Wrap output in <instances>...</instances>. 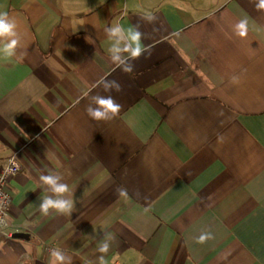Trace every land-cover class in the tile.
Here are the masks:
<instances>
[{
  "label": "crops",
  "instance_id": "obj_1",
  "mask_svg": "<svg viewBox=\"0 0 264 264\" xmlns=\"http://www.w3.org/2000/svg\"><path fill=\"white\" fill-rule=\"evenodd\" d=\"M0 11L20 37L0 60V162L15 154L21 167L0 264H49L53 248L90 264L107 233L108 264H264V11L254 0H0ZM245 17L241 38L233 28ZM115 24L137 26L151 48L131 73L109 58L104 30ZM101 77L121 90L96 87ZM97 94L121 105L114 119L87 115ZM50 171L71 189V216L39 212ZM205 231L212 239L198 243Z\"/></svg>",
  "mask_w": 264,
  "mask_h": 264
},
{
  "label": "clouds",
  "instance_id": "obj_2",
  "mask_svg": "<svg viewBox=\"0 0 264 264\" xmlns=\"http://www.w3.org/2000/svg\"><path fill=\"white\" fill-rule=\"evenodd\" d=\"M257 10L264 11V0H254ZM144 19L151 23L154 17L151 14H145ZM18 25L14 17L7 12L0 11V60H8L16 55L17 48L20 45V37L17 31ZM106 37L112 42L108 50L111 62L122 71L131 73L134 64L131 61L139 59L145 53L150 54L151 48L143 44L144 33L135 25L124 26L115 24L105 28ZM235 35L243 38L248 32L247 17L240 19L233 28ZM232 85L241 83L240 76L233 75L230 78ZM96 87H101L104 92L110 93L115 90H121L120 84L115 80H108L107 77H101ZM121 111V105L116 102L112 95L97 94L91 97V102L86 108L87 115L94 121H110L114 119ZM222 140V137H218ZM7 171V170H6ZM42 186H46V191L50 195H45L39 203V212L47 216L50 212L71 216L76 211V203L71 198V189L67 183L63 182V177L55 172H49L47 175L41 174L39 177ZM119 197H127V190L117 189ZM5 221L0 219V225ZM212 239L210 231L201 233L198 237V243H205ZM114 236L111 233L103 235L98 247L100 255L95 262L90 264H108L106 255L110 251ZM49 264H73V258L66 255L61 248H53L50 251Z\"/></svg>",
  "mask_w": 264,
  "mask_h": 264
},
{
  "label": "built area",
  "instance_id": "obj_3",
  "mask_svg": "<svg viewBox=\"0 0 264 264\" xmlns=\"http://www.w3.org/2000/svg\"><path fill=\"white\" fill-rule=\"evenodd\" d=\"M20 169L21 167L15 154H11L4 161L0 162V219L5 221L4 225H0V239L11 236V233L8 231V216L11 202L8 184Z\"/></svg>",
  "mask_w": 264,
  "mask_h": 264
},
{
  "label": "water",
  "instance_id": "obj_4",
  "mask_svg": "<svg viewBox=\"0 0 264 264\" xmlns=\"http://www.w3.org/2000/svg\"><path fill=\"white\" fill-rule=\"evenodd\" d=\"M13 236L14 237H23L24 234H22V233H14Z\"/></svg>",
  "mask_w": 264,
  "mask_h": 264
}]
</instances>
